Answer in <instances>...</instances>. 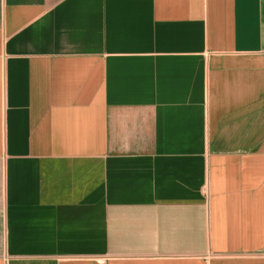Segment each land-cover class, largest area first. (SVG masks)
Here are the masks:
<instances>
[{"label":"crops","instance_id":"0c3cea01","mask_svg":"<svg viewBox=\"0 0 264 264\" xmlns=\"http://www.w3.org/2000/svg\"><path fill=\"white\" fill-rule=\"evenodd\" d=\"M0 264H264V0H0Z\"/></svg>","mask_w":264,"mask_h":264}]
</instances>
